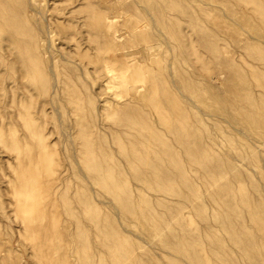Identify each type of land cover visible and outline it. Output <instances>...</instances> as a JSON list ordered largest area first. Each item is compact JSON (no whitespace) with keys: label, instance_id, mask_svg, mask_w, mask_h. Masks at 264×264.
<instances>
[{"label":"rangeland","instance_id":"rangeland-1","mask_svg":"<svg viewBox=\"0 0 264 264\" xmlns=\"http://www.w3.org/2000/svg\"><path fill=\"white\" fill-rule=\"evenodd\" d=\"M0 264H264V0H0Z\"/></svg>","mask_w":264,"mask_h":264},{"label":"bare ground","instance_id":"bare-ground-1","mask_svg":"<svg viewBox=\"0 0 264 264\" xmlns=\"http://www.w3.org/2000/svg\"><path fill=\"white\" fill-rule=\"evenodd\" d=\"M111 27H113V23H112V22H107V23H105V31H106L107 35L110 34V33L108 34V32H109V30H110ZM110 31H111V30H110ZM107 70H109L108 67H107ZM110 71H111V70H110ZM112 72H113V70H112ZM113 73H115V72H113ZM113 75H114V74H113ZM114 76H115V75H114ZM119 77L122 78L120 74H119ZM113 78H114V77H113ZM113 78H112V79H113ZM123 79H124V78H123ZM114 80H115V79H114ZM116 80H117V79H116ZM120 80H121V82H122V79H119V82H120ZM118 84H119V83H118ZM121 84H122V83H121ZM18 194H19V193H18ZM20 201H21V200H20ZM20 201H19V202H20ZM21 202L23 203V201H21ZM22 203H21V204H22ZM39 223H40V222H39ZM41 224H43V223H41ZM33 225H34V224H33ZM36 226H37V225H36ZM42 226H43V225H42ZM31 228H32V227H31ZM40 229H41V228H40Z\"/></svg>","mask_w":264,"mask_h":264}]
</instances>
